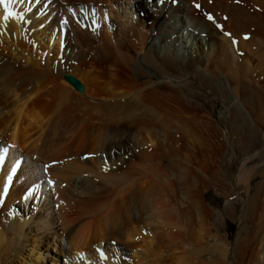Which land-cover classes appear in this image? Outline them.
<instances>
[{"label": "bare ground", "instance_id": "obj_1", "mask_svg": "<svg viewBox=\"0 0 264 264\" xmlns=\"http://www.w3.org/2000/svg\"><path fill=\"white\" fill-rule=\"evenodd\" d=\"M122 1L0 3V264H264V0H151L154 13L136 0L137 21ZM185 74L240 101L218 117L224 133ZM146 193L165 217L155 231ZM239 208L229 252L221 219Z\"/></svg>", "mask_w": 264, "mask_h": 264}, {"label": "rangeland", "instance_id": "obj_2", "mask_svg": "<svg viewBox=\"0 0 264 264\" xmlns=\"http://www.w3.org/2000/svg\"><path fill=\"white\" fill-rule=\"evenodd\" d=\"M136 2V0H123L121 3L119 2V6H117V8H118V11H119V15L123 18V20L125 21V19L127 18V17H133L134 18V20L133 21H137V20H142V18H143V12H140L139 10H137V11H135L134 10V3ZM141 2V1H140ZM142 2H143V4H147L148 5V11L150 12V13H154V10L151 8V6L153 5V3H154V1H151V0H142ZM157 2H160V0H157ZM83 4L82 5H78V6H80L81 8H83V6L84 5H86V2H82ZM130 6H132V7H130ZM67 10H70L69 12L68 11H66V16L69 18H66V20L67 21H69V20H71L70 21V23L72 22V20L73 21H75V23H78V18H77V16L78 17H81L82 16V12L80 11V9H79V12L77 13L76 11L78 10V9H74V6L72 5V4H69V7L67 8ZM88 11V10H87ZM152 11V12H151ZM76 17V18H75ZM148 22L146 21V22H144V25H145V27L147 28L149 25L147 24ZM67 26L66 27H68L69 28V24L67 23L66 24ZM178 27H179V25H176V27H175V29H178ZM153 31V30H152ZM175 32L176 31H174V33L172 32V35H171V37H176L177 38V41H178V43H179V48H181V46H183L182 44H183V42L185 41L184 39H182L183 37H180V36H178L177 34H175ZM171 34V33H170ZM167 35V34H166ZM176 35V36H175ZM155 37V33H152L148 38H147V40H146V42L147 43H151V44H155L156 46H157V44H158V42H157V40L154 38ZM152 41H153V43H152ZM199 43V42H198ZM188 44V43H187ZM252 67H254L253 69H255V71H260V73L261 74H255V78H256V80L260 83V84H262L263 86H264V68L263 69H261V68H259L258 69V67L257 66H259V65H257L256 64V60L252 63ZM148 73L151 75V76H146L144 79L145 80H147V81H149L147 84H149V85H152L153 83H155V82H157L158 81V79L155 77V74H154V72L153 71H148ZM221 74H218L217 76L219 77H217L218 79H221V80H224V81H226L227 82V76L225 75V74H222L221 76H220ZM224 75V76H223ZM225 77V78H224ZM223 78V79H222ZM183 79V78H182ZM184 79H188L189 81H191V82H193L194 83V85H196L197 86V88H198V90H199V92L200 93H202L203 95H205V96H207V99H208V101H206L205 103H204V106L208 109V110H211L212 111V117H213V119L215 120V121H217V124H218V126H219V128L222 130V132L224 133V131H225V129L223 128L224 126L220 123V122H218V120L217 119H219L218 117L219 116H222L221 114H226V115H228L227 113H229V110H230V108H232V106L234 105V104H238V103H240V101L238 100V99H236L235 97H234V95L233 94H231L230 92H229V90L227 89L228 87H229V85L227 84V87H225V86H221L219 89V91L216 93V94H211L212 92H211V90H207V89H202V86H200V85H197V82L199 81L196 77H195V74H185L184 75ZM217 79V81H216V86L219 84L220 85V82H218L219 80ZM226 79V80H225ZM165 80H169L170 82H172V84L173 85H176V84H178L179 82V80H181V79H176V78H165ZM66 81V80H65ZM218 82V83H217ZM69 83V82H68ZM71 85V84H70ZM72 86V85H71ZM73 87V86H72ZM74 88V87H73ZM76 90V89H75ZM225 90V91H224ZM77 91V90H76ZM78 92V91H77ZM79 93V92H78ZM229 93V94H228ZM222 95V96H221ZM233 96V97H232ZM225 99H224V98ZM227 97V98H226ZM232 97V98H231ZM235 98V99H234ZM224 100V101H223ZM230 100V101H229ZM230 102H231V105H230ZM234 103V104H233ZM229 105V106H228ZM240 106H241V103H240ZM228 110V111H226V110ZM226 111V112H225ZM225 115V116H226ZM248 118H250V117H248ZM168 133H170V132H168ZM228 135V134H227ZM143 141L144 142H146L145 141V134L144 135H141V137L140 138H138L136 141H130V146L132 147V148H134V149H136V148H139V147H141L142 146V144H143ZM144 150V145H143V148H142V151ZM141 151V152H142ZM140 152V153H141ZM139 153V154H140ZM113 154V153H112ZM139 154H137V155H135V157L138 159L139 157H140V155ZM99 157H100V160H101V164L102 163H105V164H107V165H112L113 163H114V159L112 158V155H109L106 151H100L99 152ZM237 165H239V163H237ZM104 166V165H103ZM106 166H104V168H105ZM92 181H93V183H94V185H96V184H98L99 183V181L97 180V179H94V178H92ZM229 181H230V183H232V184H230L229 186H231V188H233V186L235 185V183H236V180H235V178H233V179H229ZM218 187H214V188H211V187H209V189L207 190L208 192H206L205 193V195H204V197H205V201H206V203H209L210 204V206L212 207V209L213 210H219L220 208H222L223 207V205H224V203H225V201H226V199L222 196V194H220L219 193V191H218V189H217ZM72 194H73V192H72ZM160 195V194H159ZM149 196V197H148ZM238 197V196H237ZM235 198V200L236 201H238V202H243V198L241 197V198ZM262 197H264V191L262 192V194H261V199H262ZM148 198V199H147ZM55 199H56V197L54 196V198H52V202L54 201V205H55V210H57V208L56 207H58V204L56 203L58 200L56 199V202H55ZM156 199V196H153V194H144V198H143V201L144 202H146V204L148 205L147 206V209H148V214H149V218H148V228H149V230L151 229V230H153V231H155L157 228L156 227H158L162 222H160L163 218L165 219V217H164V215L163 214H160L159 213V210L156 208L155 209V207H157L156 205H157V202H158V200L156 201L155 200ZM146 200V201H145ZM149 200V201H148ZM154 200V202H152ZM52 204V205H53ZM154 207H153V206ZM151 206H152V208H151ZM154 208V209H153ZM154 211V212H151V211ZM156 217H155V216ZM163 217H162V216ZM241 215H242V211H240V208L236 211V214H235V216H234V218H229V217H224L225 218V221L223 220L224 218H222L221 219V224H222V226H224V228L226 229V231H227V233H228V241H229V247H228V249H229V252H231L232 251V248H233V246H234V241H235V238H236V236H237V232L238 231H240V228H241V225H242V222H241V219H240V217H241ZM153 217H154V219H153ZM157 217H160V220H159V218H157ZM158 220H157V219ZM151 219V220H150ZM163 219V220H164ZM157 221H159V225H158V223H157ZM214 221V217H213V220L211 219L209 222H207L208 223V225H210V226H212V222ZM57 223H59V222H57ZM151 224V226H150V224ZM158 225V226H157ZM166 226V225H165ZM164 226V227H165ZM158 231H159V229H158ZM213 242V239H211L210 238V243H212ZM56 242H55V240H54V244H55ZM211 247V246H210ZM210 247L208 248L209 250H211L210 249ZM26 252H28V250H26ZM168 255H172L171 254V252H170V254H168ZM59 261H60V264L62 263V261H63V259H62V257L60 256L59 257ZM228 262H233L232 261V259H231V257L228 259Z\"/></svg>", "mask_w": 264, "mask_h": 264}, {"label": "water", "instance_id": "obj_3", "mask_svg": "<svg viewBox=\"0 0 264 264\" xmlns=\"http://www.w3.org/2000/svg\"><path fill=\"white\" fill-rule=\"evenodd\" d=\"M64 79L69 82L78 92L84 91V86L82 82L72 74L65 72Z\"/></svg>", "mask_w": 264, "mask_h": 264}, {"label": "snow or ice", "instance_id": "obj_4", "mask_svg": "<svg viewBox=\"0 0 264 264\" xmlns=\"http://www.w3.org/2000/svg\"><path fill=\"white\" fill-rule=\"evenodd\" d=\"M0 3H4V0H0ZM5 7H7V5H5ZM9 15H14V14L13 13H10V12H6L4 18L7 19ZM209 19H211V17H209Z\"/></svg>", "mask_w": 264, "mask_h": 264}]
</instances>
